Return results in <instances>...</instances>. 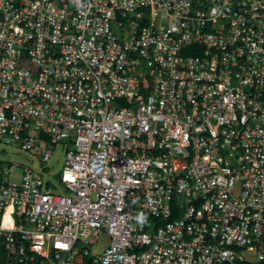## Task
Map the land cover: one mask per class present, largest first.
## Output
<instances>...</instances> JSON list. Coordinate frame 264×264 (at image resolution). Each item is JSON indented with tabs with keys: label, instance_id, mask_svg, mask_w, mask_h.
<instances>
[{
	"label": "built area",
	"instance_id": "built-area-1",
	"mask_svg": "<svg viewBox=\"0 0 264 264\" xmlns=\"http://www.w3.org/2000/svg\"><path fill=\"white\" fill-rule=\"evenodd\" d=\"M0 143V264H264V0H0Z\"/></svg>",
	"mask_w": 264,
	"mask_h": 264
},
{
	"label": "rangeland",
	"instance_id": "rangeland-1",
	"mask_svg": "<svg viewBox=\"0 0 264 264\" xmlns=\"http://www.w3.org/2000/svg\"><path fill=\"white\" fill-rule=\"evenodd\" d=\"M64 152L63 143H59L54 147L51 157L42 162L39 155L24 151L16 144L0 143V163L2 166L11 167L4 178L10 182H19L24 167L40 170L44 181L49 182L53 192L61 194L63 188L59 182V175L63 167ZM100 241L106 242L107 237L102 236Z\"/></svg>",
	"mask_w": 264,
	"mask_h": 264
}]
</instances>
